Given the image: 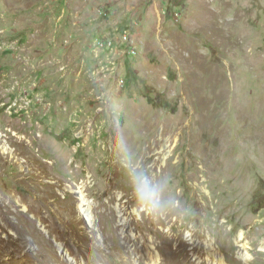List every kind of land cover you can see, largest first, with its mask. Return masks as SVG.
<instances>
[{
    "label": "rangeland",
    "instance_id": "1",
    "mask_svg": "<svg viewBox=\"0 0 264 264\" xmlns=\"http://www.w3.org/2000/svg\"><path fill=\"white\" fill-rule=\"evenodd\" d=\"M1 219L0 264H264V0H0Z\"/></svg>",
    "mask_w": 264,
    "mask_h": 264
},
{
    "label": "bare ground",
    "instance_id": "2",
    "mask_svg": "<svg viewBox=\"0 0 264 264\" xmlns=\"http://www.w3.org/2000/svg\"><path fill=\"white\" fill-rule=\"evenodd\" d=\"M3 149L6 150V146L3 145ZM166 157L167 156L165 154L164 158H166ZM79 198L81 200V203L78 204V210L81 213V216L86 220L88 226H91V227H93V229L96 230L95 231L96 232V238L101 239L102 236H101V234L97 228V225H96L95 220H94L93 215H92V205L94 203L91 200L85 198L84 192L82 189L80 190ZM134 213H135V211H134ZM9 224H10V222L7 220H3V219L0 220V225L8 226ZM37 224L43 228H45L44 226L51 225L50 223H44L42 221H38ZM119 224L122 226V229L125 228V230L129 231L128 235L131 236L133 241H135V239H137L136 236L131 232L132 228H130L127 219L120 218ZM115 227H116V225H115ZM238 235H239L238 240L243 238L242 232H240ZM53 239H55V244H56L55 246L60 251V256L62 258V261L64 260V262H70L71 260L69 258L70 257L69 253L63 247L64 245L62 244V242L58 241L57 236H54ZM140 243L141 242L138 241V239H137V241H135L134 250L138 246L141 245ZM150 247H152V245L148 244L146 246H143L142 248H143L144 252L146 253L148 260L150 261V264H156L158 257L156 254H152L150 252ZM208 247H209V250H212V252H210V256H212L215 259L214 260L215 262L213 264H224L222 257L220 255H217L218 252H217L216 248H213L211 243H208ZM214 250H216V251H214ZM248 251H249V245H248L247 241H245L241 244V248L238 251V257L240 259H243V260H249L251 258V255Z\"/></svg>",
    "mask_w": 264,
    "mask_h": 264
},
{
    "label": "clouds",
    "instance_id": "3",
    "mask_svg": "<svg viewBox=\"0 0 264 264\" xmlns=\"http://www.w3.org/2000/svg\"><path fill=\"white\" fill-rule=\"evenodd\" d=\"M137 199L141 204V209L145 213L152 214L160 210L161 206L156 200L155 194L144 180L139 181L137 184Z\"/></svg>",
    "mask_w": 264,
    "mask_h": 264
},
{
    "label": "built area",
    "instance_id": "4",
    "mask_svg": "<svg viewBox=\"0 0 264 264\" xmlns=\"http://www.w3.org/2000/svg\"><path fill=\"white\" fill-rule=\"evenodd\" d=\"M104 43H105V41H104V39H102V38H101V39L99 38V39L96 41V44H97V45H101V46H102Z\"/></svg>",
    "mask_w": 264,
    "mask_h": 264
}]
</instances>
